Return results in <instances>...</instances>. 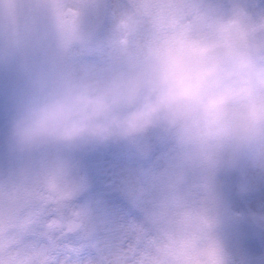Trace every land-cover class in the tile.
<instances>
[{
	"label": "rangeland",
	"instance_id": "1",
	"mask_svg": "<svg viewBox=\"0 0 264 264\" xmlns=\"http://www.w3.org/2000/svg\"><path fill=\"white\" fill-rule=\"evenodd\" d=\"M102 1L66 0L76 6L82 37L67 53L57 45L62 34L49 7L51 0H37L30 24L33 45L29 55L24 37L0 30V140H5L20 105L39 88L85 69H102L114 61L109 41L130 10L131 0H122V6L116 0L108 1L113 18L106 29L97 27ZM234 2L253 17L264 16V0ZM63 155L72 161L74 174L83 183L76 203L91 211L107 229L139 225L155 232L171 208L203 207L214 222L211 236L222 264H264V144L229 149L212 165L190 145L160 132L135 143H108ZM54 157L7 161L0 149V177Z\"/></svg>",
	"mask_w": 264,
	"mask_h": 264
},
{
	"label": "clouds",
	"instance_id": "2",
	"mask_svg": "<svg viewBox=\"0 0 264 264\" xmlns=\"http://www.w3.org/2000/svg\"><path fill=\"white\" fill-rule=\"evenodd\" d=\"M115 59L42 86L11 118L5 143L20 158L135 143L153 132L191 145L264 144V39L192 47L177 34L143 37L134 25L114 30Z\"/></svg>",
	"mask_w": 264,
	"mask_h": 264
},
{
	"label": "snow or ice",
	"instance_id": "3",
	"mask_svg": "<svg viewBox=\"0 0 264 264\" xmlns=\"http://www.w3.org/2000/svg\"><path fill=\"white\" fill-rule=\"evenodd\" d=\"M49 7L64 46L81 41L76 6L51 0ZM129 25L155 41L179 34L192 47L264 39V16L249 15L234 0H131L117 27ZM190 146L212 165L240 142L203 137ZM82 188L63 154L0 177V264H222L203 207L171 208L155 232L139 225L109 230L76 203Z\"/></svg>",
	"mask_w": 264,
	"mask_h": 264
},
{
	"label": "water",
	"instance_id": "4",
	"mask_svg": "<svg viewBox=\"0 0 264 264\" xmlns=\"http://www.w3.org/2000/svg\"><path fill=\"white\" fill-rule=\"evenodd\" d=\"M33 0H0V27L10 33L25 34L30 41L27 23L33 9ZM8 156H11L7 144H2Z\"/></svg>",
	"mask_w": 264,
	"mask_h": 264
}]
</instances>
